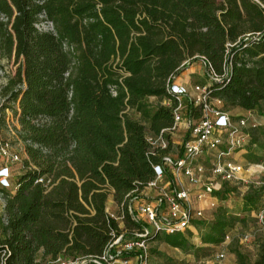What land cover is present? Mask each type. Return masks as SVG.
<instances>
[{"label":"trees","instance_id":"obj_1","mask_svg":"<svg viewBox=\"0 0 264 264\" xmlns=\"http://www.w3.org/2000/svg\"><path fill=\"white\" fill-rule=\"evenodd\" d=\"M263 8L264 0H0L7 18L0 20V57L16 65L3 108L17 117L25 155L24 173L5 191L0 264L96 259L112 240L125 243L144 230L129 208L159 161L148 154L145 134L172 125L171 111L148 98H171L168 79L193 57H205L218 76L227 72L210 86L225 111L262 116ZM41 15L55 35L35 29ZM261 137L254 131L251 142L264 149ZM110 197L121 207L122 227L108 213ZM261 197L260 190L249 194L247 205ZM196 226L206 227L200 240L210 245L231 230L222 218ZM159 236L188 247L180 234L147 239ZM253 264H264V245Z\"/></svg>","mask_w":264,"mask_h":264},{"label":"built area","instance_id":"obj_2","mask_svg":"<svg viewBox=\"0 0 264 264\" xmlns=\"http://www.w3.org/2000/svg\"><path fill=\"white\" fill-rule=\"evenodd\" d=\"M0 20L7 22L4 16H1ZM34 27L39 32L55 35L52 22L44 15L39 17ZM233 45L228 44L229 47ZM63 49L73 50L67 45H63ZM192 59H196L203 66L206 76L204 83L184 86L175 82L177 75H174L168 79L166 86L172 95L171 98H148L151 107H163L171 111L172 125L161 129L158 134L150 131L145 134L148 154L158 157L159 161L152 165L154 178L140 192L141 198L135 206L129 208V214L146 225L144 230L135 232L133 238L125 243L121 242L122 236L112 240L99 258L80 261L58 259L49 264H78L81 261H89L91 264H129L132 260L135 264H147L149 235L190 234V230L197 227L196 222L208 221L204 216L206 210L215 211L220 204H224L225 200L219 197V194L226 185L244 182L245 175L252 176L264 172L262 163L245 164L241 160L251 142L252 133L258 127V123L253 119V112L245 111L242 115H232L225 111L221 99L210 97V86L213 82H222L227 77V72L225 76H218L205 57L195 56ZM15 69L13 62L4 64L0 57V120L11 119L18 124L12 111L3 108L8 98L4 89ZM68 74L69 72L65 77ZM110 94L116 96L115 87L110 88ZM16 110L19 111L18 108ZM16 124L11 127L7 123L9 134L13 136H19V125ZM177 133H181L180 142L172 140V136ZM16 146H22L21 140L13 146L9 140L0 138V218L5 224V191L15 188L13 165L22 160V151ZM38 182L42 183L43 179ZM48 183L49 181L46 182ZM133 193L128 196L132 197ZM260 193V201L253 208L247 205V212L253 218L258 231L264 233V184ZM108 213L119 225L122 223L121 217L109 210ZM231 232L232 229L216 245L217 251L213 254L216 262L224 261ZM252 240L251 232L244 231L241 234L243 243ZM126 253H133L134 256L124 257Z\"/></svg>","mask_w":264,"mask_h":264},{"label":"rangeland","instance_id":"obj_3","mask_svg":"<svg viewBox=\"0 0 264 264\" xmlns=\"http://www.w3.org/2000/svg\"><path fill=\"white\" fill-rule=\"evenodd\" d=\"M3 63H6L4 59ZM203 79L204 81L206 80L203 66L199 62H193V64L187 65L181 70L175 82L184 86H191L197 83L200 84ZM229 112L231 114L239 113L236 109H232ZM253 115L261 116L255 112H253ZM129 116L132 117V112L129 113ZM262 117H264V114ZM6 122L11 127L16 124V121L12 122L11 119L8 121L0 120V138L9 140L15 146L19 143L20 138L19 136L9 134ZM143 124L147 126V123L144 122ZM16 125L18 126V124ZM255 132L259 136V140L263 142L261 134L264 132V125L258 124ZM180 136L181 133H177L174 137L172 136V140L180 142ZM16 148L22 151L21 156L23 160L25 158L23 145L21 147L16 146ZM246 152L248 155L245 153L241 157L243 163H262L264 165V149H260L250 142L246 147ZM22 160L13 165L15 177L24 173L21 165ZM244 177V182L232 183L225 186L219 194V197L225 200L223 205L220 204L215 211L206 210L204 212L206 220L211 221L222 218L225 222L229 223L232 229L231 239L225 249V259L223 262H216L214 260L213 254L217 251L216 245H205L200 240L201 236L207 232L206 227L197 226L190 234L186 235L187 248L174 249L163 239V236H159L157 239L150 241L147 251V264H251V261L256 258L258 246L264 245V233L258 231L253 218L248 216L246 198L249 194L261 189V186L264 184V172L252 176L245 175ZM107 208L114 215L122 214L121 207L116 206L111 197L107 201ZM120 225L121 227L123 226L122 223ZM244 231H249L253 235L251 242L243 243L241 241V234ZM168 240H171V237ZM78 264L91 263L89 261H81Z\"/></svg>","mask_w":264,"mask_h":264},{"label":"crops","instance_id":"obj_4","mask_svg":"<svg viewBox=\"0 0 264 264\" xmlns=\"http://www.w3.org/2000/svg\"><path fill=\"white\" fill-rule=\"evenodd\" d=\"M236 110H237L239 113H237V114H232V115H242V114H244V112H245V111H242V110H240V109H236ZM253 119H254L259 125H264V117L253 115ZM190 231H193V229H191ZM205 245H207V244H205ZM173 248H174V247H173ZM174 249H179V248H174ZM254 261H255V259L251 261V264H253ZM129 264H135L134 260L130 261ZM239 264H240V263H239Z\"/></svg>","mask_w":264,"mask_h":264}]
</instances>
